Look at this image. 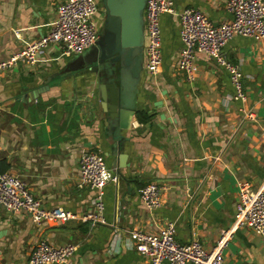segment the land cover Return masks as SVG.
Instances as JSON below:
<instances>
[{
	"label": "crops",
	"instance_id": "crops-1",
	"mask_svg": "<svg viewBox=\"0 0 264 264\" xmlns=\"http://www.w3.org/2000/svg\"><path fill=\"white\" fill-rule=\"evenodd\" d=\"M63 1L0 0V61L46 35ZM172 1L174 13L160 20V71L148 75L143 55L126 127L108 117L97 68L82 66L83 58L65 56L57 45L34 65L0 72V169L22 179L43 208L75 215L36 225L23 211L0 208V264H27L40 240L75 245L68 264H143L128 233H155L168 223L179 243L198 240L206 250L221 231L232 230L222 264H264V236L233 227L238 183L264 190V42L235 36L224 47L227 60L240 67L244 102L233 99L227 72L205 55L195 54L194 78L187 79L176 67L178 11L197 8L215 25L231 15L227 0ZM144 39L143 25V45ZM142 110L152 114L145 124L135 116ZM87 151L99 153L111 174L102 189L104 223L81 220L96 196L77 184ZM151 182L162 187L157 209L139 197Z\"/></svg>",
	"mask_w": 264,
	"mask_h": 264
},
{
	"label": "built area",
	"instance_id": "built-area-1",
	"mask_svg": "<svg viewBox=\"0 0 264 264\" xmlns=\"http://www.w3.org/2000/svg\"><path fill=\"white\" fill-rule=\"evenodd\" d=\"M225 8L231 19L216 25L197 8L178 11L181 48L176 67L187 79H193L195 54L213 59L227 72L234 90L233 99L244 102L246 93L240 67L227 60L224 47L235 36L264 42V0H227ZM174 10L172 0L145 1L144 69L151 77L159 73L162 64L161 15L174 13ZM98 13H101V8L97 0H64L57 7V16L48 33L28 44L11 59L0 61V72L17 63L34 65L39 54L53 45L59 46L65 56L82 54L98 38L94 23ZM110 179L111 174L99 153L87 151L80 155L77 184L96 191L93 209L81 217L82 221L104 223L102 189ZM237 186L233 227L250 229L255 235L264 236V190L253 191L243 183ZM139 197L148 209H157L162 202V187L156 182L148 183L139 190ZM0 208L9 213L23 211L36 225L49 220L66 223L75 218V215L59 207L43 208L40 200L29 193L26 183L9 172H0ZM232 235V230L221 231L214 247L206 250L198 240L179 243L174 224L168 223L155 233L131 230L128 244L145 257L143 264H222L223 251ZM75 249L73 244L54 245L40 240L33 247L27 264H68Z\"/></svg>",
	"mask_w": 264,
	"mask_h": 264
},
{
	"label": "water",
	"instance_id": "water-1",
	"mask_svg": "<svg viewBox=\"0 0 264 264\" xmlns=\"http://www.w3.org/2000/svg\"><path fill=\"white\" fill-rule=\"evenodd\" d=\"M145 1L97 0L102 29L91 52L80 56L82 66L97 68L98 79L104 81L99 91L107 101L108 117L119 128L126 127L134 114L135 89L143 71Z\"/></svg>",
	"mask_w": 264,
	"mask_h": 264
},
{
	"label": "trees",
	"instance_id": "trees-1",
	"mask_svg": "<svg viewBox=\"0 0 264 264\" xmlns=\"http://www.w3.org/2000/svg\"><path fill=\"white\" fill-rule=\"evenodd\" d=\"M135 116H136V119L142 124H145V123L151 121V119H152V114H150L146 111H143V110L137 111ZM0 171L2 172V169H0Z\"/></svg>",
	"mask_w": 264,
	"mask_h": 264
},
{
	"label": "flooded vegetation",
	"instance_id": "flooded-vegetation-1",
	"mask_svg": "<svg viewBox=\"0 0 264 264\" xmlns=\"http://www.w3.org/2000/svg\"><path fill=\"white\" fill-rule=\"evenodd\" d=\"M97 16H98V18H97L98 21L96 22L95 27L97 30V37H99L101 29H102L103 15H102V13H98Z\"/></svg>",
	"mask_w": 264,
	"mask_h": 264
},
{
	"label": "rangeland",
	"instance_id": "rangeland-1",
	"mask_svg": "<svg viewBox=\"0 0 264 264\" xmlns=\"http://www.w3.org/2000/svg\"><path fill=\"white\" fill-rule=\"evenodd\" d=\"M91 50H92V47L88 48L81 55L77 56V58L80 57V56L84 57V56L88 55L91 52Z\"/></svg>",
	"mask_w": 264,
	"mask_h": 264
}]
</instances>
